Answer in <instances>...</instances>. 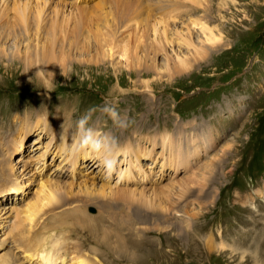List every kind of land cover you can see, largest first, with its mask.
Wrapping results in <instances>:
<instances>
[{"label":"rangeland","instance_id":"1","mask_svg":"<svg viewBox=\"0 0 264 264\" xmlns=\"http://www.w3.org/2000/svg\"><path fill=\"white\" fill-rule=\"evenodd\" d=\"M113 1L52 0L49 11L62 13L57 23L49 14L41 29L31 23L27 32L8 26L13 10L0 18V36L9 37L0 40L8 52L0 54V208L19 211L22 242L52 250L58 264L73 256L87 264H264V0H142L130 11ZM76 2L82 8H73ZM195 21L205 22L219 40L206 42ZM15 48L20 57L13 59ZM27 55L32 67L36 59L40 67L28 77ZM146 80L154 88L143 89ZM40 119L45 124L38 125ZM94 128L99 133L91 146L105 151L124 150L127 144L118 141L131 136L143 168L119 166L120 151L111 173L107 166L92 170L98 161L88 144ZM165 133H171L172 150L162 142ZM75 134L86 147L72 149L76 165H64L66 175H50L52 182L44 183L60 161L51 138L67 136L72 148ZM182 134L194 141H179ZM192 147L197 156L189 166L167 161L163 168L179 148L185 153ZM23 162L33 166L14 184L18 173L10 166ZM90 171L95 178L87 179ZM50 184L63 199L30 222L27 203ZM103 187L113 195H103ZM169 187L173 195L163 212ZM182 187L189 189L182 193ZM2 239L0 256L23 251L12 244L21 238L11 223L0 230Z\"/></svg>","mask_w":264,"mask_h":264},{"label":"bare ground","instance_id":"2","mask_svg":"<svg viewBox=\"0 0 264 264\" xmlns=\"http://www.w3.org/2000/svg\"><path fill=\"white\" fill-rule=\"evenodd\" d=\"M52 0H0V18H3L4 16L5 17H7L8 15H9V11L10 10H13L14 12H15V15H16V18L12 21V23H8V26H9V24H10V27H13V28H16L17 26H20L21 25V27H22V29L23 30H25L26 32H27V30L28 29H30V24L31 23H34V24H36V26H34L35 27V29L36 30H39V29H41L42 27H40V26H42V24H41V22L42 21H44V17L46 16H48L49 14H52V15H50V19H53L52 21H54V22H56L57 21V19H58V16H60V15H62V13L60 12V10H58V9H55V10H53V11H49V7L51 6V5H49L50 4V2H51ZM60 1H62V2H64L65 3V0H58V2H60ZM111 1H113V0H111ZM115 1V0H114ZM114 1H113V4H114ZM118 0H116V2H117ZM159 1V3L162 1V0H158ZM175 1V0H174ZM33 2H36V5L34 6V8H36V10L34 11V13L33 14H31V9H32V3ZM163 2V1H162ZM161 2V3H162ZM70 3V2H69ZM111 3V2H110ZM140 4V5H142L144 2L142 1V0H120V5H121V7H122V9H124V11L125 10H128V11H130V10H132V7H133V5L134 4ZM177 3V2H176ZM56 4V3H55ZM72 4V3H71ZM117 4H118V2H117ZM57 5H59V4H57ZM67 5V4H66ZM72 5H74L73 6V8H75V9H79V8H82L81 7V5L80 4H78L77 2L75 3V4H72ZM161 5V4H160ZM62 6H63V4H62ZM83 6V5H82ZM88 6V5H87ZM114 6V5H113ZM174 7H175V5H173ZM65 7H67V6H65ZM89 7V6H88ZM87 7V8H88ZM115 7V6H114ZM143 7V6H142ZM145 7V6H144ZM51 9H52V7H50ZM91 8H93L92 7V5H91ZM112 8V7H111ZM70 9H72V8H70ZM160 9H161V7H160ZM172 9H173V7H172ZM66 10V9H65ZM74 10V9H73ZM82 10V9H81ZM84 10V9H83ZM164 10V9H163ZM171 10V9H170ZM170 10H168L167 12H170ZM165 11H166V9H165ZM172 11V10H171ZM173 11H174V9H173ZM29 12V13H28ZM66 12V11H65ZM84 12V11H83ZM121 12V11H120ZM86 13H87V11H86ZM173 13V12H172ZM65 14V13H64ZM88 14V13H87ZM167 14V13H166ZM82 15V14H81ZM128 15V14H127ZM146 15V14H145ZM148 15V14H147ZM174 15V14H173ZM86 16V15H85ZM170 16V15H169ZM172 16V15H171ZM170 16V17H171ZM66 17H67V15H66ZM70 17V16H69ZM87 17V16H86ZM150 17H151V14H150ZM173 17H176V16H172V18ZM87 19H88V17H87ZM173 19H176V18H173ZM42 20V21H41ZM133 20H134V18H133ZM52 21H50V22H52ZM65 21V20H64ZM70 21V20H69ZM83 21V20H82ZM156 21V20H155ZM162 20H160V21H157L156 23H159V22H161ZM16 22V23H15ZM60 22V21H59ZM130 22V21H129ZM163 22V21H162ZM161 22V23H162ZM7 23V22H6ZM53 23V22H52ZM57 23V22H56ZM135 23V22H134ZM66 24V23H65ZM65 24H63L62 23V25L64 26ZM69 24V23H68ZM130 24V23H129ZM139 24H141L140 22H139ZM194 24L196 25H199L200 26V28H201V30H202V32H203V34L205 35V41L206 42H208V43H210L211 45H213L216 41H218L219 40V38L216 36V35H214V33H213V30H212V28L210 27V26H208L205 22H202V21H195L194 22ZM56 25V24H55ZM130 25H132V24H130ZM46 26H47V23H46ZM67 26H69V25H67ZM127 26V25H126ZM136 26V25H135ZM65 27V26H64ZM137 27V26H136ZM44 29V28H43ZM42 29V30H43ZM47 29V28H46ZM50 29V28H49ZM55 29V28H54ZM152 30H153V32L154 33H156L157 32V28H156V25H154L153 27H152ZM1 31V30H0ZM6 32V31H5ZM40 32V31H39ZM36 33V32H35ZM28 34V33H27ZM114 35H116V34H114ZM33 36V35H32ZM35 36V35H34ZM1 36H0V40H1ZM18 38V37H17ZM27 38H29V37H27ZM9 39V37H7V38H2V40H8ZM30 39V38H29ZM12 40V39H11ZM10 40V41H11ZM31 40V39H30ZM14 42H16V41H14ZM28 42V41H27ZM17 43V42H16ZM31 43V42H30ZM122 43H125V42H122ZM15 43H13V45H14ZM127 44H128V42H126V44L124 45V52H126L125 53V55L127 56V52H128V48H127ZM1 46V45H0ZM18 46V45H17ZM17 46H16V48H17ZM3 47V46H2ZM0 48V54H3V55H8V52H7V49H5L4 47L3 48ZM6 47V46H5ZM13 49V51H12V57H13V59L14 58H18V57H20L19 56V54H20V52H19V50H17V49ZM15 50V51H14ZM28 54V53H27ZM22 58V57H21ZM17 61V60H16ZM23 61V60H22ZM179 63L181 64V69H187V67H188V64H187V62L185 61V60H183V59H179ZM24 71L26 72L25 73V75H26V77H28V75H29V73L31 72V70L32 69H35V70H39V63H38V59H36V61H35V64H34V66L32 67L31 65H30V59H29V56L27 55L26 57H25V64H24ZM144 68H145V70L147 71V69L149 68L148 67V65H145L144 64ZM152 83H150V81H148V80H146V81H144L143 82V86H142V88L143 89H151V88H154V87H152V85H151ZM140 89V88H139ZM65 119H63V121H64ZM45 122V120H42V119H40V120H38V125H43V124H45V123H43V124H41L42 122ZM65 122H66V120H65ZM64 123V122H63ZM62 123V124H63ZM37 124V123H36ZM62 124H60L61 126H63ZM68 124H69V122H68ZM60 126V127H61ZM68 127V126H67ZM59 128V127H58ZM43 130H45V127H43V129H42V131ZM62 130V129H61ZM41 131V132H42ZM38 132V131H37ZM59 132H60V130H59ZM66 132V131H65ZM64 132V133H65ZM182 132H184L182 129H180L177 133H182ZM90 133H93L92 135H90L89 137H88V144L90 145V148H89V151L90 152H92V153H95L96 155H97V159H98V161L95 163V164H93L92 165V170H94V169H98V171H102L103 169H104V167H106L107 166V169H109V173H111V167L114 165V163L116 162L117 163V161H118V153L120 152V151H123L124 152V157L121 159V162L119 163V166L122 164V163H127V165L129 166V167H131L132 168V166H134V167H136V169L137 170H141L142 168H143V165H145L143 162H141V160H140V158H139V156L137 155V150H133V146L131 145L132 144V142H131V140H130V137H125V138H121L118 142H120L121 144H127L126 145V148L124 149V150H122V149H120V148H118V149H116V150H113V149H111V150H108V151H105V146H104V148L102 149V148H94V147H92L93 145H95V140H96V136L98 135V133H99V131H97L95 128L94 129H90V131H89V134ZM176 133V132H175ZM78 135H79V132L77 133ZM77 134H75L76 136H74V139H72V143H73V147L72 148H69L68 146H67V144H66V140H67V136L65 137V136H62L60 139L59 138H54V137H52L51 138V144H54V145H56V150H54V152H56L57 154H59V157H60V161L58 162V164L54 167V169L50 172V174H49V176L50 175H52V176H55V175H57L56 177H60V176H64V175H66L65 173H62L61 171L64 169V165L66 166L67 164H69L70 163V165L69 166H71V163H73L72 165L73 166H75L76 165V157H75V155H74V153L72 152V149H76L75 151H78V150H80V149H84V148H86L85 146H84V141H83V139H82V137L81 136H78ZM41 134H39V138L35 141V143H39L40 144V141H41V139L43 138H41V136H40ZM57 135V134H56ZM185 135V134H184ZM183 134L182 135H180L179 136V141L180 140H182L183 138H185V137H187L188 139H189V141H194V138H193V135H189V136H187V135H185L184 136ZM163 136V138H162V142L163 143H166V145L168 146L169 144L171 145V148H170V150H172V147H173V138H172V136H171V133H165V134H163L162 135ZM187 139V140H188ZM107 140V139H106ZM83 142V143H82ZM106 144V143H105ZM111 144V143H110ZM69 145V144H68ZM92 145V146H91ZM192 145V144H191ZM37 147L39 146V145H36ZM118 146V145H117ZM154 146V145H153ZM181 145H179L178 147H180ZM87 147H89V146H87ZM106 147H108V146H106ZM113 147V146H112ZM116 147V146H115ZM114 147V148H115ZM130 148H132V149H130ZM154 148V147H153ZM67 150V151H66ZM118 150V151H117ZM164 151V150H163ZM151 152V151H150ZM53 155H54V153H53ZM42 154H38L36 157H41L42 158ZM57 156V155H56ZM127 156H134V160L132 159L131 160V157H130V159H128L127 158ZM193 156H197V152H196V150H195V148L194 147H192V148H186V152L185 153H183V152H181L180 151V148L178 149V154L175 156V157H173V158H170V159H168V160H163V162H162V166H163V168H164V166L167 164V161L169 162V164H171L170 162L171 161H174L175 162V164H179L178 165V168H179V166L180 165H187V166H189L190 165V160H191V158L193 157ZM38 159V158H37ZM36 158L35 159H31V161H36L37 160ZM28 163V162H27ZM27 163H25V164H27ZM39 163H41V161H38V163H37V166H38V164ZM24 164V162L22 163V165H12V166H10V167H8V168H10L9 169V172L11 171L12 173L14 172V174H15V172L16 173H18V174H16L15 175V178H14V184L16 183H18V179H20L21 177H23L24 175V172L27 170V169H29V168H31L32 166H33V163H29L28 164V166H26ZM9 166V165H8ZM36 166V167H37ZM119 169H121V168H119ZM127 169H128V167H127ZM122 171V170H121ZM161 171H163V169L161 170ZM27 173V172H26ZM30 173V172H29ZM28 173V174H29ZM175 173H177V172H175ZM192 173H193V171H192ZM197 173V172H196ZM54 174V175H53ZM69 174V173H68ZM87 174V179L88 178H90V179H93V177L94 176H96V174L93 172V171H90V172H87L86 173ZM191 174V173H190ZM195 174V173H194ZM191 176V175H190ZM198 177V176H197ZM48 179L46 180V181H44V183H51L52 182V179H51V176L50 177H47ZM95 178V177H94ZM196 178V177H195ZM191 179V178H190ZM189 179V180H190ZM198 179V178H197ZM158 180V179H157ZM199 180V179H198ZM60 181H61V179H60ZM80 181H82V180H80ZM41 182V181H40ZM39 182V183H40ZM193 182V181H192ZM192 182H189V183H187L188 185H191L192 184ZM205 182H207V178H201L200 180H199V183H201V185H205ZM55 183H56V181H55ZM64 183V182H63ZM75 183H76V181H75ZM170 183V182H169ZM169 183H168V185H169ZM184 183V182H183ZM183 183H181V184H183ZM194 183V182H193ZM196 183L198 184V182L196 181ZM176 184V183H175ZM195 184V183H194ZM185 185V184H184ZM207 185V184H206ZM105 186V185H104ZM109 186V185H108ZM107 186V187H108ZM167 186V185H166ZM183 186V185H182ZM178 186L176 185V186H174L172 189L174 190V189H176ZM180 187H181V185H180ZM143 188V187H142ZM166 188V187H165ZM179 188V187H178ZM189 188H186V187H182L181 188V192L182 193H185L187 190H188ZM107 190H109V191H107ZM156 190V189H155ZM163 190V189H162ZM165 190V189H164ZM169 190H170V187H169ZM169 190H167V191H164V193H169V194H166L167 196H166V199H162V201L160 202V205H162V207H163V209H161L163 212L164 211H167V202H169V201H171V196L173 195V191L171 192V190L169 191ZM177 190V189H176ZM107 191V192H106ZM137 190H135V189H133V190H131V192H130V194L134 197L136 194H138V192H136ZM141 191V192H140ZM139 192V194L143 197V196H145L146 194L144 193V190H140ZM147 192H148V190H147ZM171 192V193H170ZM176 192V191H175ZM66 193V192H65ZM103 195H110V196H112L113 195V193H114V191L111 189V188H102V192H101ZM159 193V192H158ZM163 193V192H162ZM148 194V193H147ZM65 195H68V194H65ZM151 195V194H150ZM165 195V194H164ZM181 195V194H180ZM63 196H64V193H62V192H59L58 190H56L55 189V185H53V184H50V185H48V186H45V185H41V190H39V191H37L36 193H35V197H36V199H35V201L33 202V203H31L30 205H29V202L27 203L28 205H27V207H28V209H27V212H26V216H25V218L27 219V220H29L30 222H33V221H35L36 220V217H37V215H38V213H43L44 212V210H45V208L46 207H54V206H57L58 204H59V199H63ZM98 196V195H97ZM70 197V196H69ZM101 197V196H100ZM150 197V196H149ZM181 197H182V195H181ZM106 199V198H105ZM145 199H147V198H145ZM68 201H69V199H68ZM147 201H148V199H147ZM140 202V201H139ZM142 203V202H141ZM73 205V204H72ZM154 205H156L155 204V202H154ZM147 206V205H146ZM11 207V206H10ZM10 207H7L6 208V206H5V208H0V218L1 217H4V219H2V223H0V230L1 229H3L4 227H5V225H8V223H11L12 224V226H13V228L17 231V233H18V236H19V238H21V240L19 239V240H15V243H12L13 245H14V247L16 248V250L18 249H21V250H23V251H21L20 253H19V251L17 252V251H15V249L13 248V252H11V254L10 253H8L7 254V256H2V254H1V256H0V264H33V262L36 260V262L38 261L39 262V264H58L57 262H55V259H53V258H51L50 257V255H52V250L51 251H47V250H37V251H35L34 250V248H29L27 245H28V243H24V242H22V240L24 241V234H25V229L24 228H21L20 226H21V224L22 223H20L19 222V220L17 219V213L19 212V211H17V210H19V207H14V208H17V213H15L14 212V209L13 208H10ZM20 209H22L21 207H20ZM47 209V208H46ZM22 212V211H21ZM77 212H79V211H77ZM21 215H22V213H21ZM19 216V215H18ZM14 217V220L13 221H11V219ZM21 217V216H20ZM19 217V218H20ZM44 219V218H43ZM26 220V221H27ZM28 222V221H27ZM27 224H31V223H27ZM23 225V224H22ZM19 231H18V230ZM31 229V228H30ZM29 229V230H30ZM12 236V235H11ZM6 238H7V236H5ZM4 237V238H5ZM7 239H2L1 241H0V243H2V244H6V241ZM253 240V239H252ZM214 241V237H213V235L212 234H209L208 236H206V238H205V244H206V247L208 248V250L211 252V247H212V242ZM12 248V247H11ZM51 249V248H50ZM57 249V248H56ZM11 251H12V249H11ZM54 251V250H53ZM58 252V251H57ZM60 252V251H59ZM55 253H56V250H55ZM256 254V253H255ZM57 256V255H56ZM30 258H33V261L31 262V260H30ZM257 258V257H256ZM35 259V260H34ZM37 262V263H38ZM59 262H61L62 264H87V263H85V261H83V260H80L79 258H77V257H75V256H73V260H71L70 262H65L64 260H60Z\"/></svg>","mask_w":264,"mask_h":264}]
</instances>
